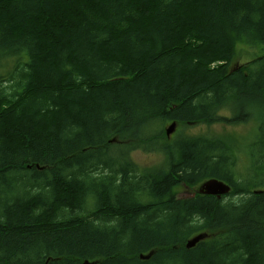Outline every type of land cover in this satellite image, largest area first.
I'll return each instance as SVG.
<instances>
[{"label":"trees","instance_id":"trees-1","mask_svg":"<svg viewBox=\"0 0 264 264\" xmlns=\"http://www.w3.org/2000/svg\"><path fill=\"white\" fill-rule=\"evenodd\" d=\"M222 110L254 141L151 128ZM263 259L264 0H0V264Z\"/></svg>","mask_w":264,"mask_h":264},{"label":"rangeland","instance_id":"rangeland-1","mask_svg":"<svg viewBox=\"0 0 264 264\" xmlns=\"http://www.w3.org/2000/svg\"><path fill=\"white\" fill-rule=\"evenodd\" d=\"M243 47V45H242ZM252 56L254 55V50H251ZM257 54L260 51H256ZM250 56V52L245 55H239L237 58V63H245L246 61L252 58ZM4 72V71H2ZM219 116L222 118L221 120H216L211 123H202V122H189L187 124H180L177 126L176 131L171 135V137L167 136L166 129L170 125L169 121L164 122L161 120L155 121L151 128L154 130L156 135L159 137H166L171 142L178 141L180 138L184 136H193V135H205V134H216L222 137H235L237 138V143L239 145H245L248 142L254 141L255 133H256V124L254 122V118L251 119L247 123H235L231 121L229 112L226 110H222L219 113ZM165 142V141H164ZM119 148H123V154L128 153L126 146L117 145ZM150 151H146L143 148L133 151L132 156L133 162L139 163L141 166H157L162 163V157L157 154H148ZM242 159L246 162L245 156L247 155L246 151H241ZM116 156H118V152L116 151ZM242 164H246L244 161L240 160ZM115 168H112L114 171ZM110 172L109 170H106ZM27 189V188H25ZM28 190V189H27ZM38 190V188H32L31 191L34 193ZM184 190V189H183ZM188 190V189H187ZM190 192V191H189ZM92 208V206H89Z\"/></svg>","mask_w":264,"mask_h":264},{"label":"water","instance_id":"water-1","mask_svg":"<svg viewBox=\"0 0 264 264\" xmlns=\"http://www.w3.org/2000/svg\"><path fill=\"white\" fill-rule=\"evenodd\" d=\"M177 122H172L170 126L167 128L166 132L168 136H170L176 129ZM230 190V188L226 185H224L222 182H220L217 179L211 180L209 182H206L201 189H199V192L206 193V194H216L218 196H221V194L227 193ZM206 235L204 233L198 234L193 237L192 240H190L188 247L195 246L201 239L205 238ZM143 258V256H141ZM84 264H95L94 262H91L89 260H86Z\"/></svg>","mask_w":264,"mask_h":264},{"label":"bare ground","instance_id":"bare-ground-1","mask_svg":"<svg viewBox=\"0 0 264 264\" xmlns=\"http://www.w3.org/2000/svg\"><path fill=\"white\" fill-rule=\"evenodd\" d=\"M177 128V127H176ZM175 131H176V129H175ZM214 179H216V178H211V179H208V180H205L204 182H202L201 184H200V186L198 187V189H197V193H200V194H206V193H201V192H199V189H201V187L206 183V182H209V181H211V180H214ZM218 180V179H217ZM220 182H222L224 185H226V186H228L229 188H230V190L227 192V193H224V194H221V196H218V195H216V194H206V195H213V196H217L218 198H221L222 196H225V195H227V194H229L230 192H231V190H232V187L228 184V183H226V182H224V181H221V180H219ZM263 190H255V192L256 193H260V192H262ZM205 235H206V237L205 238H203V239H201L199 242H201V241H204V240H206L207 238H208V234L207 233H204ZM88 238V237H87ZM193 238H191L190 240H192ZM190 240H188V242H187V244H186V247L187 248H192V247H188V244H189V242H190ZM198 242V243H199ZM197 243V244H198ZM196 244V245H197ZM195 245V246H196ZM195 246H193V247H195ZM227 250V249H226ZM141 256H143V258L141 257ZM140 257L142 258V259H145V260H148L150 257H151V254H146V255H144V254H141L140 255ZM264 260V259H263ZM215 261V260H214ZM222 263V262H221Z\"/></svg>","mask_w":264,"mask_h":264},{"label":"flooded vegetation","instance_id":"flooded-vegetation-1","mask_svg":"<svg viewBox=\"0 0 264 264\" xmlns=\"http://www.w3.org/2000/svg\"><path fill=\"white\" fill-rule=\"evenodd\" d=\"M198 187H199V185L197 187H195V188L185 186V188H183L184 190L182 189L181 192L179 193L180 199H192L193 197H195L198 194L197 193Z\"/></svg>","mask_w":264,"mask_h":264}]
</instances>
